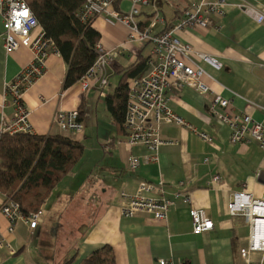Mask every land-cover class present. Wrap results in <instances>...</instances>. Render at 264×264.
Segmentation results:
<instances>
[{
  "label": "crops",
  "instance_id": "crops-1",
  "mask_svg": "<svg viewBox=\"0 0 264 264\" xmlns=\"http://www.w3.org/2000/svg\"><path fill=\"white\" fill-rule=\"evenodd\" d=\"M112 1L115 4L116 0ZM199 1L148 0L147 5L138 6L134 22L140 30L148 29L151 36L158 35L174 27L183 12ZM222 1L223 14L211 15L208 27L196 26L175 34L221 63L220 70L199 63L207 75L204 83L230 100L235 113L249 115L264 126V23L254 22L237 7V0ZM249 1L264 13V0ZM132 6V0H119L115 9L126 13ZM93 27L103 48L116 49L107 87L101 90L92 82L84 90L78 82L62 91L66 66L59 54L50 53L46 72L22 95L33 135L65 136L83 145L84 150L72 172L43 205L42 221L35 230L17 224L9 233L8 222L0 215L2 237L15 252L0 249V264H81L103 246L112 249L115 264H159L160 260L167 264H241L240 249L247 244L248 225L240 217H231L227 205L234 192L245 190L255 198L263 194L258 174L264 170V153L254 142H230L228 126L207 111L212 95L171 86L166 96L172 112L213 141L206 143L180 127L162 125L160 136L169 144L160 147L157 163H146L148 151L144 146H126V133L115 120L107 98L115 93L124 68L139 56L147 58L151 46L128 41L129 29L104 16L96 17ZM31 59L26 48L6 54L0 38V126L14 111L5 84L12 82ZM61 110L84 112L80 134L59 130L54 115ZM130 155L140 160L135 170L128 168ZM214 177H218L216 182ZM161 181L167 199L177 190L178 182H185L181 190L190 193V207L177 202L163 223L146 214L121 215L126 201L122 194H135L140 182ZM4 200L0 194V203ZM190 208L205 210L213 228L193 234ZM49 218H53L54 229L48 232L43 227ZM263 257L253 253L250 258L256 264Z\"/></svg>",
  "mask_w": 264,
  "mask_h": 264
},
{
  "label": "built area",
  "instance_id": "built-area-1",
  "mask_svg": "<svg viewBox=\"0 0 264 264\" xmlns=\"http://www.w3.org/2000/svg\"><path fill=\"white\" fill-rule=\"evenodd\" d=\"M132 1L133 6L126 13L116 10L112 0H84L83 6L78 11L82 21L98 16L114 20L129 29L128 41L138 40L147 42L151 46L146 61V72L141 77L128 81L123 122L126 146L129 149L139 145L144 146L148 151L145 162L155 164L158 162L160 147L169 144L160 136L162 125L180 127L206 143L213 141V137L197 131L169 108L166 92L173 86L177 89L192 88L201 95H212L207 102V111L212 118L228 126L230 142L235 144L254 142L264 153V126L249 115L235 113L231 101L215 94L203 81L207 75L199 63H207L215 70L222 68L221 63L196 51L190 44L183 43L175 34L181 30H191L196 26L208 27L211 15L223 14L224 1L200 0L183 12L182 19L172 29L154 36L150 35L148 29L140 30L134 22V17L139 14L138 6L147 5L148 0ZM237 7L257 24L264 23V13L249 0H237ZM0 20L2 28L0 38L3 40L4 52L10 54L20 48H26L32 55L30 63L12 82L5 84V94L10 98L14 111L11 118L2 119L0 134H29L32 133L28 121L29 111L22 102V95L46 72L49 54H58V52L52 42L45 38L24 0H0ZM95 51L97 53L95 62L79 81L84 90L88 89L92 82L101 90L104 89L112 72L116 49H105L97 43ZM54 122L62 132L80 134L84 128L78 110L58 111L54 115ZM139 164V158L130 155L128 168L135 170ZM217 180L218 177L213 178V182ZM184 185L185 182H178L177 190L172 193L170 199H167L164 197L162 181L157 184L140 182L135 194L121 195L126 201L121 206L120 213L124 217L146 214L154 221L163 223L170 208L177 202L190 207L192 202L190 193L181 190ZM150 193L157 196H149ZM227 209L231 217H240L248 225L247 244L240 249L241 264H254L251 255L264 254V192L259 198H255L245 190L234 192L231 194ZM0 215L8 222L9 233L14 232L17 224H24L30 230H35L42 221V209L25 216L17 203L5 200L0 203ZM189 215L193 234H202L213 228V222L205 210L190 208ZM3 248L10 254L15 253L0 231V249ZM158 263L167 264L164 260ZM256 264H264V257Z\"/></svg>",
  "mask_w": 264,
  "mask_h": 264
},
{
  "label": "trees",
  "instance_id": "trees-1",
  "mask_svg": "<svg viewBox=\"0 0 264 264\" xmlns=\"http://www.w3.org/2000/svg\"><path fill=\"white\" fill-rule=\"evenodd\" d=\"M24 1L45 38L52 42L65 63L66 71L61 84V90L65 91L81 80L97 58L95 46L100 34L93 27L95 18L85 21L79 18L78 11L84 0ZM118 1L115 4L113 2L114 8ZM146 61L147 58L139 56L133 64L124 68L115 93L107 98L122 131L128 81L146 72ZM78 113L81 120L84 112ZM83 150L80 143L60 135L0 134V194L5 201L17 203L25 216L37 212L50 198L55 187L72 172ZM81 264H115L113 251L103 246Z\"/></svg>",
  "mask_w": 264,
  "mask_h": 264
},
{
  "label": "rangeland",
  "instance_id": "rangeland-1",
  "mask_svg": "<svg viewBox=\"0 0 264 264\" xmlns=\"http://www.w3.org/2000/svg\"><path fill=\"white\" fill-rule=\"evenodd\" d=\"M87 166V164H85L84 165V167H86ZM53 218H49V220H47V223L44 225V230L46 229L48 232L51 230V231H53V229H54V227L52 226L53 224ZM63 228H65V227H63ZM61 229V228H60ZM62 232V231H61Z\"/></svg>",
  "mask_w": 264,
  "mask_h": 264
},
{
  "label": "water",
  "instance_id": "water-1",
  "mask_svg": "<svg viewBox=\"0 0 264 264\" xmlns=\"http://www.w3.org/2000/svg\"><path fill=\"white\" fill-rule=\"evenodd\" d=\"M258 182L264 185V170L258 174Z\"/></svg>",
  "mask_w": 264,
  "mask_h": 264
}]
</instances>
